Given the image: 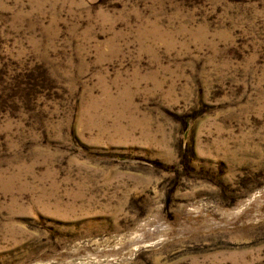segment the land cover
Segmentation results:
<instances>
[{
  "label": "rangeland",
  "instance_id": "rangeland-1",
  "mask_svg": "<svg viewBox=\"0 0 264 264\" xmlns=\"http://www.w3.org/2000/svg\"><path fill=\"white\" fill-rule=\"evenodd\" d=\"M0 264H264V0H0Z\"/></svg>",
  "mask_w": 264,
  "mask_h": 264
}]
</instances>
